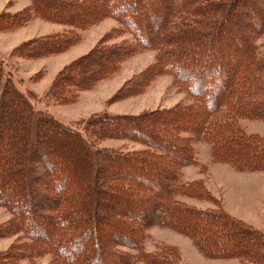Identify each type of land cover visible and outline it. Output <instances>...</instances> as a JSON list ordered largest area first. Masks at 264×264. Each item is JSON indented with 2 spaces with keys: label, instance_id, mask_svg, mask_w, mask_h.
<instances>
[{
  "label": "trees",
  "instance_id": "obj_1",
  "mask_svg": "<svg viewBox=\"0 0 264 264\" xmlns=\"http://www.w3.org/2000/svg\"><path fill=\"white\" fill-rule=\"evenodd\" d=\"M36 18L66 31L24 43L15 50L23 58L64 52L103 18L117 21L135 42L95 47L60 72L51 96L72 98L140 47L156 51L157 67L192 104L186 116L98 113L83 132L36 111L0 61V208L12 216L0 236L16 231L10 226L16 222L27 239L0 253V264H36L43 256L49 264H179L170 249L143 251L141 231L154 226L188 238L206 259L264 264L259 230L220 208L180 201L208 195L199 181H182L180 169L195 163L194 140H205L213 160L237 172L264 173V138L239 127L241 120L264 124V54L257 45L264 0H29L19 13L1 14L0 25ZM217 69L223 91L215 94L205 88ZM107 140L143 149L101 148ZM115 206L121 217L113 215Z\"/></svg>",
  "mask_w": 264,
  "mask_h": 264
},
{
  "label": "rangeland",
  "instance_id": "obj_2",
  "mask_svg": "<svg viewBox=\"0 0 264 264\" xmlns=\"http://www.w3.org/2000/svg\"><path fill=\"white\" fill-rule=\"evenodd\" d=\"M28 5L29 0H0V15L19 13ZM65 31L66 28L60 25L38 18L15 28H10L7 24L0 25V61L3 63L4 72L15 88L29 99L36 111L51 115L61 124L83 132L86 122L103 112L155 116L159 112L172 111L174 116L177 112L186 116V107L192 104L188 94L175 84L171 74H164L157 67L156 51H147L140 47L133 48V52L124 57L116 70L99 76L92 86L76 92L72 98L68 95L60 98L51 96L60 72L71 63L84 58L95 47L106 44L135 45L133 38L123 31L117 21L103 18L81 30L72 45L57 55L27 59L15 52L18 47L33 39L59 35ZM257 45L259 53L264 54V36L258 39ZM233 67L234 65L227 66L228 70ZM221 74L217 69L215 74L211 75L212 83L206 85L205 91L210 88L215 93L220 89L218 78ZM223 82L221 80V85L224 86ZM221 91L223 88L218 92ZM171 114L166 117L167 120H171ZM179 125L175 126L180 128ZM239 127L243 133H253L264 138L263 122L241 120ZM100 147L123 153L143 149L142 145L127 140H107L102 142ZM191 149L195 163L180 169L182 181L186 184L199 181L208 195H198L196 192L198 197L192 193L190 197H182L180 201L193 208H220L264 234V173L237 172L226 164L214 161L210 145L205 143V140H194ZM100 187L105 188V191L109 190V186ZM112 191L114 192L113 189ZM113 208V215L121 217V214L116 213L120 208ZM11 220V214L0 208V228ZM11 225L15 226L16 231L8 229L7 233L0 236V253L16 246V243L27 241L16 222L10 223ZM141 234L143 251L146 254L155 255L160 250L170 249L179 259V264H240L236 260L206 259L188 238L165 228L154 226L144 233L141 231ZM49 262L50 257L43 256L36 264Z\"/></svg>",
  "mask_w": 264,
  "mask_h": 264
}]
</instances>
